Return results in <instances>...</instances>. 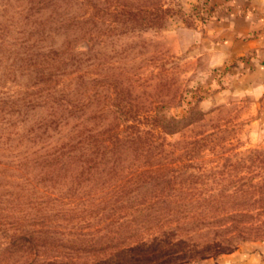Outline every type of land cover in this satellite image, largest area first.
Here are the masks:
<instances>
[{
    "label": "trees",
    "instance_id": "trees-1",
    "mask_svg": "<svg viewBox=\"0 0 264 264\" xmlns=\"http://www.w3.org/2000/svg\"><path fill=\"white\" fill-rule=\"evenodd\" d=\"M171 1L0 0V264H106L95 261L122 246L95 242H141L170 223L174 236L188 231L190 215H178L182 204L170 206L163 194L174 167L205 141L170 144L164 118L116 84L105 103L113 116L96 125L91 100L64 93L89 73L83 62L91 55L62 49L58 56L49 43L50 20L73 5L83 10L73 24L102 43L164 28L175 13ZM143 182L153 192L129 199ZM202 206L192 218L211 212Z\"/></svg>",
    "mask_w": 264,
    "mask_h": 264
},
{
    "label": "rangeland",
    "instance_id": "rangeland-1",
    "mask_svg": "<svg viewBox=\"0 0 264 264\" xmlns=\"http://www.w3.org/2000/svg\"><path fill=\"white\" fill-rule=\"evenodd\" d=\"M170 4L175 13L164 28L136 30L102 43L88 39L81 25L73 24L83 12L76 5L59 10L49 22V43L58 56L63 49L92 57L83 62L89 73L64 93L72 100L89 98L87 111L97 115L96 125L113 116L105 103L116 84L134 102L153 107L164 118L168 133L163 135L170 144L205 141L197 144L193 159L174 167L173 187L163 194L170 206L182 204L178 215H190L183 217L182 229L188 231L174 236L176 225L170 223L159 232L145 233L141 242H95L98 247L122 246L96 263L227 264L230 257L264 242V103L247 93V63L237 55L243 45L231 30L244 13H262L264 0ZM254 154L261 160L253 161ZM151 184L143 182L129 192V199L153 192ZM206 204L211 212L191 217L197 206Z\"/></svg>",
    "mask_w": 264,
    "mask_h": 264
},
{
    "label": "crops",
    "instance_id": "crops-1",
    "mask_svg": "<svg viewBox=\"0 0 264 264\" xmlns=\"http://www.w3.org/2000/svg\"><path fill=\"white\" fill-rule=\"evenodd\" d=\"M258 12L244 13L232 23L231 30L233 39L243 45L237 55L245 56L247 63V93L264 103V8ZM227 264H264V242L244 255L230 257Z\"/></svg>",
    "mask_w": 264,
    "mask_h": 264
}]
</instances>
